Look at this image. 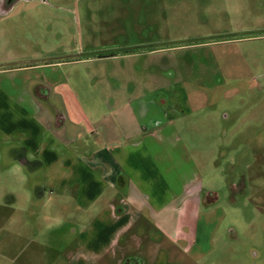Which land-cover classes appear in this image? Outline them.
Returning a JSON list of instances; mask_svg holds the SVG:
<instances>
[{
  "label": "rangeland",
  "instance_id": "374dc122",
  "mask_svg": "<svg viewBox=\"0 0 264 264\" xmlns=\"http://www.w3.org/2000/svg\"><path fill=\"white\" fill-rule=\"evenodd\" d=\"M89 48L93 55L131 54L62 67L85 116L105 112V98L148 101L161 88L183 123L178 157L194 164L202 253L193 258L179 244L157 264H264V0H20L7 10L0 6L3 57L68 61ZM8 147L0 144V264H78L79 249L92 242L86 231L92 211L78 210L75 199L30 190L44 183L42 171L33 168L25 183L30 169L18 171ZM177 171L188 172L180 163ZM135 245L124 264L134 263ZM114 251L106 249L92 264H120Z\"/></svg>",
  "mask_w": 264,
  "mask_h": 264
},
{
  "label": "crops",
  "instance_id": "0c3cea01",
  "mask_svg": "<svg viewBox=\"0 0 264 264\" xmlns=\"http://www.w3.org/2000/svg\"><path fill=\"white\" fill-rule=\"evenodd\" d=\"M93 51L68 61L0 55V144L15 151L18 171L30 169L25 183L33 168L42 171L44 183L30 190L75 199L78 210L92 211L86 226L92 242L79 249L78 264L102 259L106 249H115L124 264L133 242L138 248L133 264H157L163 253L179 251V244L186 255L198 257L200 190L194 186L193 162L185 156L179 161L181 117L166 106L172 102L162 99L161 88L148 101L105 98V112L85 116L62 67L131 54L92 57ZM55 102L65 109L52 107ZM69 103L77 115L66 107ZM179 163L188 172L179 173ZM123 235L128 238L121 241Z\"/></svg>",
  "mask_w": 264,
  "mask_h": 264
},
{
  "label": "flooded vegetation",
  "instance_id": "af4514ba",
  "mask_svg": "<svg viewBox=\"0 0 264 264\" xmlns=\"http://www.w3.org/2000/svg\"><path fill=\"white\" fill-rule=\"evenodd\" d=\"M20 0H0V6L4 9L6 7H9L11 5H15L19 2Z\"/></svg>",
  "mask_w": 264,
  "mask_h": 264
},
{
  "label": "trees",
  "instance_id": "16d2710c",
  "mask_svg": "<svg viewBox=\"0 0 264 264\" xmlns=\"http://www.w3.org/2000/svg\"><path fill=\"white\" fill-rule=\"evenodd\" d=\"M128 53L129 51H123V53ZM131 52V51H130ZM111 55H116V54H96V55H91L92 57L98 56V57H105V56H111Z\"/></svg>",
  "mask_w": 264,
  "mask_h": 264
}]
</instances>
